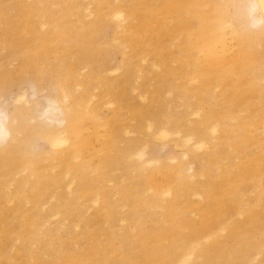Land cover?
<instances>
[{"label":"rangeland","instance_id":"374dc122","mask_svg":"<svg viewBox=\"0 0 264 264\" xmlns=\"http://www.w3.org/2000/svg\"><path fill=\"white\" fill-rule=\"evenodd\" d=\"M250 4L0 0V110L30 107L12 130L56 100L67 126L54 148L10 141L16 171L0 151V264H264V43L245 72L238 45Z\"/></svg>","mask_w":264,"mask_h":264},{"label":"bare ground","instance_id":"6f19581e","mask_svg":"<svg viewBox=\"0 0 264 264\" xmlns=\"http://www.w3.org/2000/svg\"><path fill=\"white\" fill-rule=\"evenodd\" d=\"M250 5L251 6L248 5L249 7L247 8V12L245 14V17L248 21V24L246 23L247 26L244 28L245 30L243 31V33L240 32L241 37L238 41V45H240V47L242 48V50L244 52V59L242 60V63H241V69L242 70L244 69L246 71H247V68L250 64V59H251L250 56L252 54L255 55V53H253L254 51H252V45L254 43H256V44L257 43H264V0H251ZM244 13H245V11H244ZM113 16L116 19H119L121 17L120 11H115L113 13ZM225 26H227V25L225 24ZM243 26H245V25H243ZM118 27H120V26H118ZM222 29H223V27L221 26V30ZM218 38H219V44H217V45H220L222 47V49H224L225 42H226L225 36L223 34H220ZM227 39H229V38H227ZM213 43L214 42H209L208 46H207L208 50L211 52L214 51ZM217 45H215V46H217ZM257 46H258V44H257ZM258 60H259V58H258ZM243 67H245V68H243ZM260 69H262V68H260ZM24 95L25 94L19 96V99L16 102L17 104L18 103L20 104L23 101L25 103L28 102V101H25L26 99L24 98ZM53 103H55L56 106H55V104L53 105ZM26 104L28 106L30 105V103H26ZM44 107H45V109L42 110L43 112L40 113V114H43V116H44V118L42 117L43 120L41 119L42 120L41 122H38L35 125H28V124L25 125L23 122H15V124L12 127V130H11V126H12L14 120L16 119V117L20 116V111L22 112V110L28 109L30 107L26 108V107H23L22 105L18 106V108L16 109L17 111L14 113V116H12V117H10L8 114H5L3 110H0V151H1V156H3L1 158V162L4 164V166H6L8 164L7 167H9V168L5 167V169H8L9 171H11V170L16 171L17 170V167H18L17 161L14 162L13 161L14 157L12 160H11V157L17 156L18 149L20 147L16 149L15 147H12L9 144V142L15 140L16 136L20 133L27 131L28 132L27 136H30L32 133H37V132L39 134L47 135L50 138V146L53 148L56 144H58L64 140L61 135L64 132H66L67 126H66V128L63 126L61 129H57V126H60V125H58L60 120H58V122H57L56 118H55V120L53 119V117L56 114V111H59L62 107L58 104V101H56V100L50 101V103H48ZM61 120H63V119L61 118ZM62 123H63V121H62ZM160 132L165 133L166 130L162 129ZM182 141H183V144L188 145V146H192L195 149L201 148L202 145H204L202 143H199V141L198 142L192 141L191 137H189V136H184ZM185 154L186 153H184V155ZM142 155H143L142 150L137 152V156H139V158L142 157ZM193 254H194V252H191V251L188 253H185L184 255H182V258L178 261V264L188 263L189 260L193 257Z\"/></svg>","mask_w":264,"mask_h":264}]
</instances>
